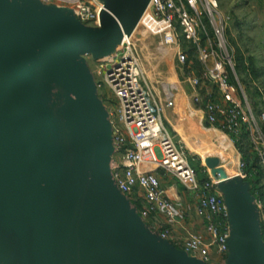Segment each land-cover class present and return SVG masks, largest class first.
I'll list each match as a JSON object with an SVG mask.
<instances>
[{"label":"water","instance_id":"water-1","mask_svg":"<svg viewBox=\"0 0 264 264\" xmlns=\"http://www.w3.org/2000/svg\"><path fill=\"white\" fill-rule=\"evenodd\" d=\"M99 1L107 25L86 26L48 4L49 18L64 24L51 29L30 22L16 0H0V264H207L138 220L115 183V163L109 176L102 170L112 125L105 138L64 54L90 45L95 59L108 54L120 25L130 32L149 0ZM219 173V188L240 177ZM224 200L232 230L225 264H264L262 231Z\"/></svg>","mask_w":264,"mask_h":264},{"label":"built area","instance_id":"built-area-1","mask_svg":"<svg viewBox=\"0 0 264 264\" xmlns=\"http://www.w3.org/2000/svg\"><path fill=\"white\" fill-rule=\"evenodd\" d=\"M61 8L83 24L100 26L99 12L105 6L99 0H42ZM230 15L223 12L218 0H149L140 19L129 32L122 28V38L112 51L96 59L103 67V80L113 91L118 103V121H112L113 143L120 159L113 169L117 187L128 197L141 192L144 205L140 215L162 238L170 239L169 223L176 217L174 201L161 185L158 170L163 169L181 182L197 198V213L203 218L205 231L211 236L208 244L202 235L191 234L181 249L198 254L208 262L209 245L227 259L232 234L229 209L218 190L221 176L197 177L185 146L176 139L164 120L165 110L173 107L174 90L165 91L161 102L146 86L137 36L140 29L154 38L158 49L168 47L175 55L184 81L193 90V102L201 118L232 141L242 124L252 134L259 162L264 170V135L236 71L234 48L226 36ZM192 53V55H191ZM199 64L202 74L197 75ZM216 87L220 97L207 90ZM206 90L203 94L202 90ZM240 92V93H239ZM245 106V108H244ZM216 140V139H215ZM246 164L239 152L237 172L243 176ZM264 210V200L256 198ZM156 214L167 222L158 227Z\"/></svg>","mask_w":264,"mask_h":264},{"label":"rangeland","instance_id":"rangeland-1","mask_svg":"<svg viewBox=\"0 0 264 264\" xmlns=\"http://www.w3.org/2000/svg\"><path fill=\"white\" fill-rule=\"evenodd\" d=\"M111 1L107 0L108 3H111ZM128 1L123 0L125 3ZM218 1L221 10L231 17L226 36L234 48V60L237 63V71L242 86L255 116L258 117L264 111V0ZM16 3L30 22L51 29H57L64 25L49 18L51 6L49 7L48 3L42 0H16ZM85 25L94 26L91 23ZM137 45L141 53L143 80L146 86L161 102L165 100L167 89L171 87L174 90L175 105L166 108L164 120L176 139L185 146L189 158L193 156L195 158L194 162L200 163L206 172L212 176L217 169H220L225 176L234 175L237 172L239 150L235 144L233 145V152H224L215 146L214 128L201 118V112L197 110L198 107L193 102V90L184 81L172 50L168 47L156 48L154 38L147 35L143 29H140L137 36ZM94 56L93 45L69 50L64 54L66 62L78 75L82 86L86 89L90 102L94 106L98 126L102 130V134L105 138H109L111 135L109 127L112 125V121L114 123L118 121V103L113 91L103 80V67ZM195 62V65H197L198 62ZM197 69L196 74L201 75L199 64ZM176 86H179L180 94H178ZM207 90L212 92L214 97H220L216 87L209 86ZM202 92L205 94L206 90L204 89ZM259 123L264 135V121ZM231 137L233 139V135ZM251 142L248 150H254L256 145L262 148V144H255L252 140ZM102 158L106 160L102 170L106 176H109L107 164L110 162L116 164L120 159V151L111 143ZM241 178L242 176L233 183L219 188L218 192L222 197L228 199L233 214L240 215L243 210L248 211L254 221L255 228L262 231L261 238L264 242L262 211L259 208V212L255 209L249 196L248 187L243 184ZM166 180L167 178H165ZM262 182L264 184V174ZM180 190H184L186 194L188 193L184 188H180ZM180 195L182 196V194ZM185 200L182 198L178 208L188 213L197 204L196 194L194 198ZM262 200L264 199L262 198ZM140 202H138L139 214L143 207V203ZM138 220L141 223L147 222L143 218H138ZM156 220L158 221L157 217ZM158 224H161V219H159ZM156 241L171 253L176 252L165 241L158 238H156ZM175 247L179 249L178 246L175 245ZM224 262L226 263V260Z\"/></svg>","mask_w":264,"mask_h":264},{"label":"crops","instance_id":"crops-1","mask_svg":"<svg viewBox=\"0 0 264 264\" xmlns=\"http://www.w3.org/2000/svg\"><path fill=\"white\" fill-rule=\"evenodd\" d=\"M176 87L178 89V94H180L181 90H179V86H176ZM251 140L253 141L254 138L252 134L249 132V138L248 140L245 141V145L247 148H250ZM254 148H256V146ZM157 173L160 177L162 187L165 189L167 194L171 196V198L174 201L175 208H176V217L173 220H171V222H167V219L162 214L155 215L158 221L159 219H161V224H159L158 227H161V225L165 224L166 222L167 224L169 223V229H170L169 243L174 244L178 246L179 248H181L180 247L181 244L185 241V239H187V237H189V235L196 234V235H202L204 237V240L209 244L211 242V236L205 231L203 218H201L197 213V204H195V206L191 208L190 212L188 213L183 212L180 210V208H178V206L180 207V204H181L180 201L182 200V198L184 200L185 199L187 200L188 198L192 199L194 198L195 193L191 190H188L176 178H175L176 180L173 179L174 177L170 174H167L163 169H159ZM165 178H167L166 181H165ZM178 183L180 184L178 185ZM180 188H184L185 190H187L188 193L186 194L184 190L181 191ZM180 194H182V196ZM129 198L131 202L137 208L139 207L138 202L140 201L144 205V199H143V196L141 195V192H137L135 193V195ZM261 211H262L261 216L264 218V210H261ZM208 249L211 255V259L210 261L207 262V264H225L222 255L217 251V248L215 245H209ZM189 256L197 258L198 260H203L198 254L189 253Z\"/></svg>","mask_w":264,"mask_h":264},{"label":"trees","instance_id":"trees-1","mask_svg":"<svg viewBox=\"0 0 264 264\" xmlns=\"http://www.w3.org/2000/svg\"><path fill=\"white\" fill-rule=\"evenodd\" d=\"M235 67L237 71V63ZM238 76H239V73H238ZM231 135H233L234 144L236 148H238L246 164L244 168V173L242 176L243 183L247 185L249 192L253 196H255L256 198L261 197L264 199V184L262 182L264 170L259 162V157L256 151L248 150V148L245 145V141L248 140L249 138V130L247 129V125L242 124L241 131L238 135L236 134H231ZM190 161L196 170L198 179L200 181L206 180L209 174L208 172H206L205 168H203L200 163L194 162L195 158L193 156L190 157Z\"/></svg>","mask_w":264,"mask_h":264},{"label":"bare ground","instance_id":"bare-ground-1","mask_svg":"<svg viewBox=\"0 0 264 264\" xmlns=\"http://www.w3.org/2000/svg\"><path fill=\"white\" fill-rule=\"evenodd\" d=\"M113 1V0H112ZM111 1V3H112ZM110 3V4H111ZM111 6V5H110ZM108 9L106 8V6H102L101 9H100V12H99V21H100V24L104 25L106 23L107 25V16H108ZM101 19V20H100ZM102 19H104V21H102ZM122 25H120L119 29L117 30L115 37L117 36H120V32L122 30ZM215 133H214V137L213 139L215 138V146L219 149H221L222 151L224 152H233L234 149H233V144H232V141L227 138L224 134H222L221 132H219L217 129H214ZM234 177V176H232Z\"/></svg>","mask_w":264,"mask_h":264}]
</instances>
